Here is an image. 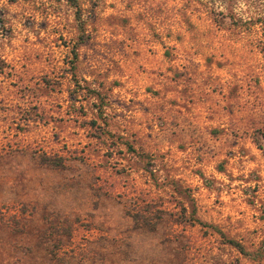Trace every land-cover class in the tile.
Listing matches in <instances>:
<instances>
[{"label":"rangeland","instance_id":"obj_1","mask_svg":"<svg viewBox=\"0 0 264 264\" xmlns=\"http://www.w3.org/2000/svg\"><path fill=\"white\" fill-rule=\"evenodd\" d=\"M77 3L0 0V264H264V0Z\"/></svg>","mask_w":264,"mask_h":264},{"label":"trees","instance_id":"obj_2","mask_svg":"<svg viewBox=\"0 0 264 264\" xmlns=\"http://www.w3.org/2000/svg\"><path fill=\"white\" fill-rule=\"evenodd\" d=\"M56 1H66L67 3H69L70 6H72L76 10V12H78V10H79L77 0H56ZM195 221H196V223H198L202 226L205 225V224H202V222H199V220H195ZM221 235L223 238L225 237L223 234H221ZM224 241L227 244L231 245L233 248L237 249L240 253L246 255V252H245L243 246L240 243H238L237 241H235L231 238H224ZM28 250L31 251L30 248H28ZM1 256H2V252H1V248H0V257ZM13 261H14V263H12L10 260H3L1 262V264H20L19 261H17V258H14Z\"/></svg>","mask_w":264,"mask_h":264}]
</instances>
